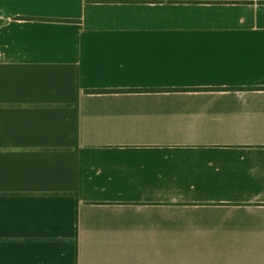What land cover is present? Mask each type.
<instances>
[{
    "label": "crops",
    "instance_id": "0c3cea01",
    "mask_svg": "<svg viewBox=\"0 0 264 264\" xmlns=\"http://www.w3.org/2000/svg\"><path fill=\"white\" fill-rule=\"evenodd\" d=\"M0 264H264V0H0Z\"/></svg>",
    "mask_w": 264,
    "mask_h": 264
}]
</instances>
